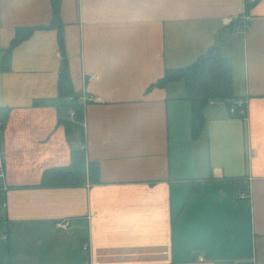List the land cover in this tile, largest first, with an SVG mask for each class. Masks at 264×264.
<instances>
[{"label":"crops","instance_id":"1","mask_svg":"<svg viewBox=\"0 0 264 264\" xmlns=\"http://www.w3.org/2000/svg\"><path fill=\"white\" fill-rule=\"evenodd\" d=\"M51 15L50 0H0V264H264V0H61L62 52ZM21 26L36 28L8 54ZM217 44L246 114L210 101L192 138L183 81L155 83ZM62 57L97 99L82 134L66 130ZM75 149L97 182L37 186Z\"/></svg>","mask_w":264,"mask_h":264},{"label":"trees","instance_id":"2","mask_svg":"<svg viewBox=\"0 0 264 264\" xmlns=\"http://www.w3.org/2000/svg\"><path fill=\"white\" fill-rule=\"evenodd\" d=\"M51 20L47 28L57 29L59 48L62 52L64 39L60 18L61 0H50ZM249 6H246L248 11ZM36 27L21 26L15 30L14 37L7 49L9 54L13 47L28 37ZM182 80L186 90V97L191 103V136L196 138L203 130L205 119L203 109L213 100L229 101L237 98L232 93V71L228 60L221 56L216 47L199 56L192 64L166 69L155 85L163 87L173 81ZM57 92L63 101L61 106L68 115L69 110L74 111V117L70 124L66 123L69 132L79 129L82 134L83 108L77 102L80 91H75L72 86L68 63L62 57L61 67L57 79ZM9 115L7 108L0 107V134L3 125ZM98 181V167L95 162L87 161L82 149H75L71 154L68 166L50 167L44 170L41 181L37 186L43 187H73L80 186L86 181Z\"/></svg>","mask_w":264,"mask_h":264},{"label":"built area","instance_id":"3","mask_svg":"<svg viewBox=\"0 0 264 264\" xmlns=\"http://www.w3.org/2000/svg\"><path fill=\"white\" fill-rule=\"evenodd\" d=\"M245 20H247V17H244ZM91 100H97L96 98H92L91 96H87L84 93H81L80 96H78L77 102L81 105L84 106L87 102L91 101ZM228 111L231 115L233 116H239V117H244L246 114V109H245V103L244 100L241 98H232L229 100V105H228ZM69 116L73 117L74 116V111L73 110H69ZM4 177V169H3V164H2V159L0 156V178ZM7 190V186L5 184H0V197L2 195L3 192H5ZM239 196L241 198H246L248 196L247 193L242 192L239 194ZM4 203H2L1 199H0V222L2 220V210L4 208ZM56 226L61 229L62 232H66L69 229V220L68 218H63L61 220H59L56 223ZM5 234L1 235V238H4ZM82 249L84 251H89V242L88 241H84L82 243Z\"/></svg>","mask_w":264,"mask_h":264},{"label":"rangeland","instance_id":"4","mask_svg":"<svg viewBox=\"0 0 264 264\" xmlns=\"http://www.w3.org/2000/svg\"><path fill=\"white\" fill-rule=\"evenodd\" d=\"M218 47H219V46H218V44H217V50L219 49ZM218 52H219V50H218ZM219 54H220V52H219ZM220 55H221V54H220ZM221 56H223V55H221ZM234 213H235V212H234V211H232V212H231V214H230V215H228V216H230V217H231V216H233V215H234ZM240 216H241V214H240ZM227 224H228V219H227ZM242 226H243V225H242ZM227 227H228V226H227Z\"/></svg>","mask_w":264,"mask_h":264}]
</instances>
